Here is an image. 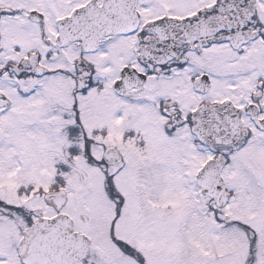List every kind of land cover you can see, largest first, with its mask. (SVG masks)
<instances>
[{
  "label": "snow or ice",
  "instance_id": "6c2138e0",
  "mask_svg": "<svg viewBox=\"0 0 264 264\" xmlns=\"http://www.w3.org/2000/svg\"><path fill=\"white\" fill-rule=\"evenodd\" d=\"M0 264H264V0H0Z\"/></svg>",
  "mask_w": 264,
  "mask_h": 264
}]
</instances>
